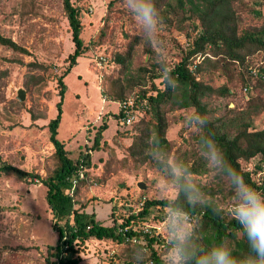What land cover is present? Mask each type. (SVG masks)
<instances>
[{"label": "rangeland", "instance_id": "rangeland-1", "mask_svg": "<svg viewBox=\"0 0 264 264\" xmlns=\"http://www.w3.org/2000/svg\"><path fill=\"white\" fill-rule=\"evenodd\" d=\"M62 1L0 0V35L25 51L0 45V167L11 165L36 172L41 178L49 176L56 160L48 124L57 116L56 105L62 101L56 139L63 142L70 158L78 159L86 152L97 129L106 125L99 150L90 152L91 166L85 185L78 191L87 213H94L96 219L109 225L116 201L115 211L124 214L137 211L145 200L174 199L179 192L176 179L181 176L191 190L190 200L200 205L213 204L224 217H233L232 210L241 203L238 193L218 167L214 170L210 153L196 140L197 114L193 108H178L175 83L170 82L173 94H168L158 107L165 121L166 144L152 147L154 121L150 114L136 126H122L116 117L122 104L120 95L138 99L142 91L148 96L155 93L154 87L164 90L162 80H152L151 75L160 71L162 65L172 69L185 55L184 48L199 28L188 6L182 9L177 0H165L168 5L161 8L149 26L137 15V0H71L80 12V38L85 50L63 78L61 98L58 79L68 68V56L74 51ZM237 9L238 35L241 30L264 23V0H242ZM255 11L261 16H256ZM209 54L213 63L206 65L198 78L213 89L229 90L228 96L203 99L209 118L223 119L241 113L251 98L255 105H259L258 100L264 104V83H258L250 73L253 89L244 92L237 62L231 61L221 48ZM262 57L264 53L260 51L248 60L257 68L262 65ZM119 58L122 63L117 61ZM201 61L197 57L194 62ZM225 67L230 70L228 74ZM19 90L24 91L23 101L17 100ZM229 109L234 113H229ZM250 110L248 130H263L264 107ZM142 115L137 114V119ZM135 140L133 155L130 146ZM241 167L246 171L255 169L254 178L258 182L264 180L261 155L249 162L241 161ZM191 169L196 171L190 172ZM45 194L46 188L35 179L20 181L0 173V264H43L48 247L57 239ZM168 214L154 210L144 223L143 232L157 234L166 242L182 239L184 234L198 237L196 222L187 226L185 215ZM162 216L161 221L156 218ZM170 225L175 231L170 230ZM138 243L146 245L143 237ZM130 249L134 248L90 241L81 248L80 264H127L131 260L127 252ZM175 249L165 252L159 246L157 252L167 264H180Z\"/></svg>", "mask_w": 264, "mask_h": 264}, {"label": "trees", "instance_id": "trees-1", "mask_svg": "<svg viewBox=\"0 0 264 264\" xmlns=\"http://www.w3.org/2000/svg\"><path fill=\"white\" fill-rule=\"evenodd\" d=\"M133 1H138L137 8L150 7L153 10V17L161 11V8L168 5L165 0ZM241 3L242 0H177L178 6L182 9L186 5L188 6V11L196 17L199 28L196 35L191 41L189 40L184 48L185 55L172 69L162 65L160 71L151 75L152 80H162L165 85L164 90L161 91L154 87V94L147 96L146 91L138 93V99L135 98L136 108L138 114L143 113V115L138 117L137 123L132 125L140 124L150 114L154 121L151 129L154 134L152 147L166 144L163 136L165 121L158 107L167 99L168 94H173L170 82L175 83L176 89L179 91V94L175 95L178 100V108H193L197 114L196 128L199 132L196 140L201 148L209 153L215 152L218 148L222 149L232 168L244 177L247 184L264 196V180L258 182L254 178L255 169L246 171L241 167V161L249 162L259 155L264 158V129L254 132L248 130L251 126L252 116L250 108L258 111L263 109L264 104L258 100L259 105H255V100L251 98L248 101V108L243 112L236 113L232 117L225 116L223 119H211L208 117L207 103L203 99L211 95L228 96L229 90L227 87L213 89L198 78L199 74L206 69V65L213 63L209 52L221 48L231 61L237 62L239 80L242 81L244 92L248 93L253 89L249 84L253 77L251 74H254L258 83H264V57L259 61L262 65L257 68L248 60L256 52L264 53V23L258 27L241 30L242 33L238 35L236 30L238 17L236 16L237 11L241 8L237 9V5ZM62 5V10L71 29L74 51L68 56V68L58 79L61 98L65 88L62 80L76 65L77 59L82 56L85 50L83 40L80 38L82 31L80 12L72 5L71 0H63ZM254 14L261 16L259 11H255ZM0 45L25 52L16 43L1 35ZM197 57H201L202 61L194 62ZM117 61L122 63L120 58ZM229 71L225 67L227 74ZM119 98L120 102L127 100V97H123V95H120ZM142 99L147 100L144 102ZM60 102L62 101L56 105L57 116L48 124L49 140L54 148V159L56 160V165L49 176L41 178L36 172H25L11 165L0 167V173L12 175L20 181H25L27 178H30L31 181L35 179L46 188L45 200L52 215L53 229L57 233V239L53 246L48 247L43 264H80L82 261L80 258L81 248L90 241H109L117 245H127V248L133 247L134 249L127 251L131 257L127 264H148L149 262L151 264H167L158 254L157 248L161 246L166 252L171 248H176L177 242L188 251L190 258L185 264H196L200 256L213 250L221 243L229 249L233 264H258L255 253L249 247L246 237L234 217H224L213 204L200 205L190 200L188 196L191 190L181 176L176 179L179 192L174 199L145 200L137 211L130 210L124 214L120 210L115 211L118 202L116 201V207L113 205L110 211L109 225L96 219L94 213H87L86 203L78 198V191L81 185H85V175L87 177V169L91 166L90 152L99 150V141L106 125L97 129L92 146L74 160L68 156L63 142L56 139L61 115ZM141 106H143L142 109ZM228 112L234 113V110L229 109ZM116 117L120 119L122 113L119 112ZM201 119H205L206 122L201 124ZM122 126L125 125L122 124ZM136 145L137 140L133 141L130 146V152L133 155ZM210 148H214V151H210ZM218 169L224 177L228 178L221 167ZM194 171L196 170H190V172ZM80 173L83 175L82 179L79 177ZM231 186L233 187L232 184ZM154 210H158L162 215L168 213L185 215L188 219L187 226H190L192 222H196V225L199 226L198 237L187 236V239L175 238L166 242L157 234H145L143 232L144 223L151 218ZM156 218L161 221L163 216ZM194 232L197 233L195 230ZM140 237L146 241L145 246L138 243ZM126 241H128L127 244ZM133 241L135 243L131 244ZM144 250L148 252L145 253Z\"/></svg>", "mask_w": 264, "mask_h": 264}, {"label": "clouds", "instance_id": "clouds-1", "mask_svg": "<svg viewBox=\"0 0 264 264\" xmlns=\"http://www.w3.org/2000/svg\"><path fill=\"white\" fill-rule=\"evenodd\" d=\"M136 11L137 15L150 26L153 10L150 7H139ZM205 122V119L200 121L201 124ZM209 155L214 170L215 167H221L237 191L241 203L232 210V215L237 224L240 225L249 247L255 253L258 264H264V196H261L255 188L247 184L244 177L232 168L227 162L222 149L218 148ZM170 230L175 231L172 225H170ZM183 238L187 239V235L184 234ZM175 255L180 264H185L190 258L187 249L179 242H177ZM196 264H233V258L229 249L221 243L213 250L200 256Z\"/></svg>", "mask_w": 264, "mask_h": 264}, {"label": "built area", "instance_id": "built-area-1", "mask_svg": "<svg viewBox=\"0 0 264 264\" xmlns=\"http://www.w3.org/2000/svg\"><path fill=\"white\" fill-rule=\"evenodd\" d=\"M143 106H141L142 109ZM122 117L120 118L121 123L125 126H131L137 121L138 110L136 108V101L133 98H129L126 101L122 102L120 105V111ZM79 177L82 179L83 175L80 173ZM148 264H151L150 262Z\"/></svg>", "mask_w": 264, "mask_h": 264}, {"label": "water", "instance_id": "water-1", "mask_svg": "<svg viewBox=\"0 0 264 264\" xmlns=\"http://www.w3.org/2000/svg\"><path fill=\"white\" fill-rule=\"evenodd\" d=\"M17 100H18V101H23V100H24V91H23V90H19V91H18V93H17ZM139 187H140V188H143L144 186H143L142 183H140V184H139Z\"/></svg>", "mask_w": 264, "mask_h": 264}]
</instances>
